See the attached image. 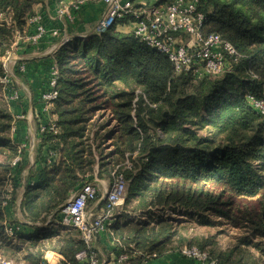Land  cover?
Listing matches in <instances>:
<instances>
[{
    "label": "trees",
    "instance_id": "obj_1",
    "mask_svg": "<svg viewBox=\"0 0 264 264\" xmlns=\"http://www.w3.org/2000/svg\"><path fill=\"white\" fill-rule=\"evenodd\" d=\"M42 1L0 0V12L12 26L0 22V56L10 47L14 29H23L34 6ZM199 8L206 32L219 34L239 53L233 69L224 75L195 80L176 74L166 55L132 31L116 30L115 24L102 34L92 33L87 41L76 38L55 50L57 96L50 112L56 130L44 124L40 144H48V153L57 152L60 158L50 167L42 166L37 181L26 186L20 204L24 221L8 225L6 204L17 198L20 187L10 178L12 163L19 172L25 160L24 147L13 140L8 124L13 117L0 107V250L4 257L38 264L45 251L55 250L75 262V254L86 248L78 229L40 235L24 233L16 225L45 221L71 190L92 181L95 150L100 155L99 177L110 172L115 161L114 172L128 181L124 212L111 228L115 253L136 250L158 256L194 245L216 259L205 245L187 241L171 218L157 216L152 225L131 222L127 204L132 201L135 210L153 205L210 212L264 237V115L247 98L264 93V0H199ZM105 111L116 123L102 130V137L112 140L113 148L106 153L102 142L94 146L101 133L93 131L91 136L94 117ZM46 158L40 149L37 163L46 164ZM8 226L14 228L13 235L7 234ZM142 257L121 264H141ZM252 259L251 264H264Z\"/></svg>",
    "mask_w": 264,
    "mask_h": 264
},
{
    "label": "built area",
    "instance_id": "obj_2",
    "mask_svg": "<svg viewBox=\"0 0 264 264\" xmlns=\"http://www.w3.org/2000/svg\"><path fill=\"white\" fill-rule=\"evenodd\" d=\"M88 3H101L104 6L102 15L94 24L95 33L102 34L116 22L128 18L133 25L131 31L134 35L166 55L176 74H185L195 80L221 76L230 72L239 58L232 43L217 33L206 32L205 15L199 8V0H68L61 3L57 11L72 21L74 14ZM2 15L0 12V17ZM26 19L27 26L33 29L28 31L16 28L13 41L1 60L0 81L8 86L11 72L15 68L24 70L23 64L17 62L18 47L22 44L36 45L46 36L59 37L61 33L58 29L48 28L40 13ZM66 41L67 38H61L58 47ZM57 76L58 66L54 61L47 87L40 96L44 104L43 113L49 111L57 96ZM247 98L253 108L264 115V93L260 97L248 95ZM127 184L122 173L114 172L112 185L105 194L99 195V188L94 182H86L60 206L55 216L57 223L66 228L78 229L86 246L75 254V262L64 259L62 264H100L94 240L103 234L113 240L111 225L124 204ZM14 231L12 226L6 228L8 235H13ZM178 252L200 264H219L206 250L194 245L183 246ZM145 255L144 264L156 256L154 253ZM126 258L127 253L122 252L117 260L123 261ZM0 264L13 262L0 255Z\"/></svg>",
    "mask_w": 264,
    "mask_h": 264
},
{
    "label": "crops",
    "instance_id": "obj_3",
    "mask_svg": "<svg viewBox=\"0 0 264 264\" xmlns=\"http://www.w3.org/2000/svg\"><path fill=\"white\" fill-rule=\"evenodd\" d=\"M61 2L62 0H43L34 7L35 11L42 15L43 21L48 28L60 30V36H46L36 45L22 44L18 47L16 51L17 62L18 64H23L24 70L21 71L15 68L11 72L10 84L7 87L8 110L13 117L11 121V134L13 140L19 142L21 147H24L23 159L25 160V163L19 172L16 171V165L12 163L14 166L12 165L10 178L12 179L14 177V180L16 179L20 186L17 198L13 202H8L6 204L5 214L9 220H12V222L16 220L20 221L19 217L22 218L20 204L26 186L37 181V172L42 166L46 165L47 167H50L55 162H58L60 158V155L57 152L48 153V144H40V128L43 127L42 124L47 123L50 119L48 113L42 112L44 104L41 101L40 96L47 87L49 72L54 62L53 51L58 47L59 40L64 37L67 38L65 43L76 38L87 41L89 36L92 33H95L94 24L102 15L104 9L103 4L101 3L85 4L74 14V19L70 21L66 15L58 14L57 10L61 6ZM132 27L133 25L128 19L120 20L115 24V29L120 32H131ZM102 113L96 116V118H105L106 116L108 118H113L110 113ZM114 122L115 120L112 121L111 126L115 124ZM40 149L44 158L45 156L47 157V163L41 164V166L37 163ZM90 177L100 189L99 194L100 192L102 195L105 194L107 187L103 180L94 175H91ZM8 187H11L10 183H8ZM78 188L79 187H76L71 190L67 198ZM62 204L47 214L45 222H28V225L25 226L26 229H23V232L27 234L38 232L40 235H45L52 231L54 232L57 230L58 232H63L68 229L57 223L55 219L56 212ZM97 204L98 202H96V205ZM94 247L98 254L100 264H121V261L117 260L121 252L119 254L115 253V243L112 239H109L107 235L103 234L96 238L94 240ZM127 255L128 258L133 259L143 255L141 264L145 263L146 255L139 251L133 250L131 253H127ZM64 259L68 260L62 253L55 250H47L42 256V261L38 264H62ZM11 260L13 264H27L23 258H11ZM146 263L200 264L195 260L182 256L179 252L163 253L149 258Z\"/></svg>",
    "mask_w": 264,
    "mask_h": 264
},
{
    "label": "rangeland",
    "instance_id": "obj_4",
    "mask_svg": "<svg viewBox=\"0 0 264 264\" xmlns=\"http://www.w3.org/2000/svg\"><path fill=\"white\" fill-rule=\"evenodd\" d=\"M35 13H38V12H36L34 9L32 14H35ZM2 20H6V24L10 26V28H12L10 18L5 13H3V15L0 17V22H3ZM15 29H14V32H15ZM23 29H27L29 31L30 26H27V23H26ZM57 49L58 48H55L54 50H57ZM54 52L55 51H53V56H54ZM3 56H0V67H1V60ZM0 72H1V68H0ZM7 87L8 85L0 81V107L9 112L8 102H7V98H8ZM136 91L137 93H139L140 89L138 88L136 89ZM51 108L52 106L50 107V109ZM50 109L47 112L50 119L47 121V123H44V124L46 125L49 124L50 128H52L53 131L55 132L56 126L54 124V121L52 120L53 116L50 112ZM104 113H110V112L105 111L102 114ZM94 119H95L94 121L95 123L92 125V128H91V136L93 134V131L95 132L99 131L101 133L100 134L101 136H99L97 140L95 141L94 146H96L99 142H102L103 150L106 153L108 152V150L113 148L112 140L110 138L107 139L106 137L103 138L102 136H105L103 134L108 128L110 129L114 128L116 123L114 122L115 124L111 126L112 121L114 119L108 118L107 116L105 118H94ZM101 122H104L106 124L105 127L101 125L102 124ZM8 124L11 125V122ZM44 124H42L43 127L41 128H44L45 126ZM94 154L96 157L95 158L96 168H95L94 176L98 177L99 179H102L107 189H109L112 185V181H113L112 177H113L114 170L117 169L116 167L117 164L114 161L113 164H115V167L110 169V172H104V176L99 177L98 176V164H99L98 162L100 159V155L96 150ZM126 198H127V188H126L125 201H126ZM125 201L120 210V214L124 212L123 210L125 207ZM127 205H128L127 210L131 212L130 215H131V218L133 219V221L131 222L137 221L139 223H147L149 225H152L155 223L157 216H162L168 219L171 218L172 220H174L175 225H178L180 232H182V234L184 233L185 239L186 238L188 239V240L186 239L187 241L190 240V243L199 242L200 244L205 245L206 248L208 250H211L213 255L216 256V259L218 258L222 260L224 264H234V263L236 264V261H238L239 259L240 253L241 255L243 254L242 255L243 258L239 260L240 262L239 264H251L253 257L259 259L261 262L264 261V237L255 235L253 231H251L249 228L241 224L234 225L232 221L228 218L221 217V216L212 214L210 212H196L193 210L183 211L182 209H172L168 207L162 208V207L153 206V205L147 206L148 208L145 207L144 209L140 208V210H135L136 204L133 201L128 203ZM119 215L118 214L116 215V220L114 221V223L118 222ZM4 220H5L4 223L6 225H8L10 221H12V220H9L7 217ZM19 220L24 221L23 218H20V217H19ZM113 224L111 225V228ZM16 229L23 230V229H26V227H23L22 225L20 226L17 224ZM113 241L114 243H116L114 236H113ZM0 255L5 256L2 250H0ZM250 256H252V258ZM224 258H226L227 260L224 261Z\"/></svg>",
    "mask_w": 264,
    "mask_h": 264
}]
</instances>
